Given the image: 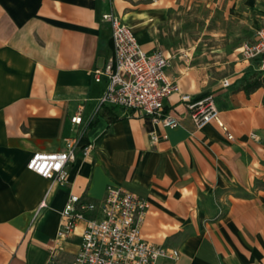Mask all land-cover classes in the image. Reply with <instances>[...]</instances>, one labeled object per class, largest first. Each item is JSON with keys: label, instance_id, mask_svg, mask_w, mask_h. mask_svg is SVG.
<instances>
[{"label": "crops", "instance_id": "crops-1", "mask_svg": "<svg viewBox=\"0 0 264 264\" xmlns=\"http://www.w3.org/2000/svg\"><path fill=\"white\" fill-rule=\"evenodd\" d=\"M174 1L0 0V264H73L84 224L58 236L65 203L72 193L98 201L112 184L149 201L145 238L179 249L158 264H264V84L239 88L261 70L259 59H243L240 45L233 73L210 81L203 63L171 58L166 72L178 88L165 112L179 117L177 126L100 104L106 79L94 69L114 57L103 14L120 15L145 50L172 57L158 46V30ZM214 1L258 13L246 40L264 26V0ZM184 92L213 94L234 137L215 121L197 126ZM68 136L79 146L64 182L28 168L34 152L62 150Z\"/></svg>", "mask_w": 264, "mask_h": 264}, {"label": "built area", "instance_id": "built-area-1", "mask_svg": "<svg viewBox=\"0 0 264 264\" xmlns=\"http://www.w3.org/2000/svg\"><path fill=\"white\" fill-rule=\"evenodd\" d=\"M103 18L111 23L114 57L94 69L97 81L106 79L100 104L116 105L126 111L138 110L154 121L177 126L179 117L165 112L166 97L178 88L176 81L169 78L166 72L171 55L159 48L145 50L131 27L117 13L106 12ZM240 54L246 60L259 59L264 71V26L256 30L252 40L241 44ZM229 84L230 81L225 78L224 85ZM180 97L197 126L215 121L229 139L234 137L221 117L213 94L192 98L184 92ZM82 120L81 110L71 116L73 124H80ZM251 135L257 136L255 132ZM157 138L153 135L154 140ZM78 146L77 137H65L62 150L36 151L27 166L53 183H62L70 164L76 159ZM149 205L145 197L119 184L110 185L106 196L98 201L77 193L70 194L62 211L58 236L69 237L77 223L83 222L73 264H158L162 258H178L179 249L155 243L143 236L142 224ZM43 206H46L45 199L40 203V207Z\"/></svg>", "mask_w": 264, "mask_h": 264}, {"label": "rangeland", "instance_id": "rangeland-1", "mask_svg": "<svg viewBox=\"0 0 264 264\" xmlns=\"http://www.w3.org/2000/svg\"><path fill=\"white\" fill-rule=\"evenodd\" d=\"M257 14L244 3H233L232 10L214 0H176L159 27L158 46L170 49L172 59L183 55L203 63L210 81L224 78L233 73L236 49L251 37Z\"/></svg>", "mask_w": 264, "mask_h": 264}, {"label": "trees", "instance_id": "trees-1", "mask_svg": "<svg viewBox=\"0 0 264 264\" xmlns=\"http://www.w3.org/2000/svg\"><path fill=\"white\" fill-rule=\"evenodd\" d=\"M264 84V71H253L248 77H244L239 84V88L246 92H252Z\"/></svg>", "mask_w": 264, "mask_h": 264}]
</instances>
